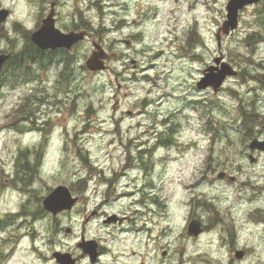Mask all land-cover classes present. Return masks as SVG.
Masks as SVG:
<instances>
[{
  "label": "rangeland",
  "instance_id": "374dc122",
  "mask_svg": "<svg viewBox=\"0 0 264 264\" xmlns=\"http://www.w3.org/2000/svg\"><path fill=\"white\" fill-rule=\"evenodd\" d=\"M50 1L0 0V7L5 8L7 2L11 7L5 9L10 13L20 12L26 19L35 21L37 11L47 8ZM59 2L62 3L58 8L60 15L71 18L76 10L80 11L91 35L62 58L55 54L59 63L47 66L44 62L38 68L35 64L28 73L26 69L32 64L29 62L22 75L16 77L9 67L3 71L0 76V165L4 173L12 174L23 144V131L18 126L28 128L35 124L38 134L25 135L27 140L32 144H44L45 137L51 140V148L39 162L42 179L35 193L43 198L60 184L83 196V206L77 212L57 218L61 227L58 237L63 242L67 227L74 228L77 234L84 227L87 236L105 237L107 226L101 222L104 212L118 215L132 212L130 203L139 199L140 194L115 200L112 186L119 190V196L135 186L140 189L153 186L156 196L163 200L165 209L160 208L167 221L175 224L177 216H182L178 226L179 234L183 233L185 255L196 257V252L202 251L195 264L264 262V225L258 231L248 227L243 219L250 205L248 193L239 198L247 188L245 183L264 182V156L250 163L246 150V136L253 130L252 135L264 139V118L257 120L253 110H247L251 105L264 116V91L258 89L263 87L259 75L264 73L263 3L240 11L238 27L228 35L221 34L218 49L215 35L225 20L228 0ZM6 22L2 27L5 38H0V52L14 55L22 48L25 35L28 37L37 26L35 22L34 30L25 31L13 24L9 31ZM192 28L201 40L193 55L186 48L187 34ZM251 35H259L260 39L248 48L244 39ZM122 40H130L131 45L127 47ZM92 42L100 44L107 53L117 55L102 72L90 73L84 67L85 59L93 50ZM220 55L237 75L226 78L216 93L211 89H197L202 72L214 66V58ZM241 106L244 114L239 113ZM207 155L211 157L210 162H205ZM253 156L257 158V154ZM204 164L207 166L203 167ZM222 166L239 181L217 182L216 173ZM203 175L205 178L199 183ZM207 175L212 177L207 180ZM2 176L3 172L1 183L5 177ZM126 185L129 187L124 189ZM192 185H197V193L208 197L213 205L205 203L209 210L204 207L194 210L189 205L190 198L186 207L181 205L187 201L185 195ZM211 195L217 199L209 198ZM199 200L207 202L203 198ZM224 202L231 206L230 211L235 208L226 217V210L214 205H224ZM19 204H25L31 215L38 202L33 201L30 207L20 194L16 199L7 192L0 193V217H6L9 232L22 234L13 215ZM94 210L97 215L84 222ZM191 212L209 226L233 217L241 225V228L237 225L233 246L247 249L248 257L233 261L229 241L219 248L216 237L211 235L186 241L182 227ZM41 215L42 226L48 230L34 223L32 216L28 217L25 232L34 229L38 234L22 237L7 264H49L44 260L48 253L45 244L55 219L46 212ZM172 242L169 238L170 255L174 251Z\"/></svg>",
  "mask_w": 264,
  "mask_h": 264
},
{
  "label": "flooded vegetation",
  "instance_id": "af4514ba",
  "mask_svg": "<svg viewBox=\"0 0 264 264\" xmlns=\"http://www.w3.org/2000/svg\"><path fill=\"white\" fill-rule=\"evenodd\" d=\"M261 3H263L262 5L264 7V0ZM61 4L62 3H60L59 0H52L50 1L47 8H40V10L37 11V14L35 15V22L37 26L36 30L42 26L44 20L49 18L52 20L54 28L63 34H68L71 32H85L87 39L90 38L91 33L80 11L76 10L75 13L77 17L75 14H72L71 18L60 15L58 8ZM62 19L64 20V23ZM16 25L20 26V24ZM46 52L50 53L52 51ZM108 55H114L117 57L115 53H108ZM40 56V58H36V62L34 60L32 64L27 67L26 70L28 73L34 68L33 65L36 64L38 68L39 65L42 64L41 58L43 55ZM262 69L264 70V68ZM249 79L251 81L252 78L250 77ZM259 81L262 82L263 87H259L258 89L262 92L264 91V73L263 75H259ZM254 97L259 100V97L256 94ZM247 110H253L254 117L257 116V120L258 118H264V116L261 113L256 112V108L254 109L251 105L247 106ZM239 113H245V110L242 106L239 107ZM240 117L242 118V115H240ZM34 125L24 128V130L29 129L28 132H24V130L22 132L21 129L19 130L22 132L21 136H23V144L15 159L12 174L9 175L8 172L4 173L5 170L4 168L2 169V177H5L3 178L4 180L2 179V183L0 179V193L3 194L4 192H7L9 195L14 194L16 199L18 194H20L25 199V202L28 206L31 207L33 201L38 202V205L32 208L33 212L31 215L26 209L25 204H19L18 210L13 213V215L18 218L15 220L22 234L18 232H9L5 226L6 217H0V264H7L11 260L22 237L28 238L33 237L34 233L38 234L34 229H32L31 232H25L26 224L29 223L28 217L32 216V218L35 219L34 223L38 222L41 224V228L48 230V228L42 226L43 216L41 213L43 212L50 214V217L55 219L54 227L50 229L51 234L49 232L50 237L47 236L48 238L45 244L48 247V253L46 257H44V260H46L49 264H195L199 261L198 259L201 256V250V252L198 251L200 252L199 254H195L196 257H194V255H185V248L182 247L181 240L183 233L176 234V227L173 221L171 223L170 221H167V216L164 215L165 213H163V210L160 208L162 207L165 209V205L162 203L163 200L156 196V192L152 188L153 186L150 188L147 186L144 189L142 188L138 190V194L130 192L131 190H126L127 192L123 193L127 196L133 194H135L133 196H138L140 194L139 199H134L131 201L130 206H132L133 210L129 214L118 215L115 213L104 212L101 215L102 225L107 226L108 231L105 237L87 236L84 233V227L79 230L80 232L78 234L75 233L74 228L67 227L64 229L66 241L63 242L61 238L58 237L61 227L57 222V218L62 215H72L74 212H77L79 207L83 206V196L78 194L75 195L65 185L58 184L57 186H65L70 192L71 196L77 199L76 202L70 210L61 211L56 215H53L43 209L42 200L44 197L42 198L40 193H35V191L37 190V183H39V180L42 179L41 163L39 162L41 161V156L43 153L47 152V149L51 148V140H49V137H45L44 144H32V141H29V139L27 140L25 135L28 136V134H30V137H34L38 134V132L35 135L31 134V130L36 127ZM255 125L256 122L253 127H255ZM253 132L246 136V140L248 141L246 150L249 152L246 154L250 163H254L258 157L264 156L263 150L250 148V143L252 140L264 142L263 138L252 135ZM253 154H257V158H255ZM210 159V155H207L205 162H210ZM129 161L132 160L129 158ZM205 166L207 165L204 164L203 167ZM127 172H129V170ZM219 175H221V177H218ZM207 176V180L212 177L211 176L209 178V175ZM204 178V175L201 176L199 183H201ZM216 179L217 182L224 184H233L239 181L237 176L227 172L225 166H222L221 169L218 170L216 173ZM245 186L247 188H245V191L242 190L241 195L239 194V198L242 199L241 196L248 193L249 197H247V201L250 205L247 214L244 212L243 219L246 221V224H249L250 221L252 222V225H255L253 227L249 226L251 230L253 229L254 231H258L259 226L264 225V182L262 184H251L250 182H247L245 183ZM127 187H129V185H126L124 189H127ZM191 187L192 188L187 191V194L185 195V199L187 201H184V203L181 202V205L184 206L185 204L186 207L188 205V199L190 198L189 205L193 207L194 210L197 207H204L205 209L209 210L210 208L206 206V204L212 205V203H209L207 200L208 197L206 195L202 196L201 194L197 193V185H192ZM138 188L135 186V188L132 190L137 191ZM112 190L115 191L114 197L117 196L114 199L116 200L118 197L120 198V194L118 195L119 190L113 186ZM256 193H260V195H257ZM105 196L109 197L108 194ZM200 198L206 199L207 202L199 200ZM209 198L217 199V197H213L212 195L209 196ZM105 199L103 202H107ZM154 203H156V208L158 210L157 212L155 211ZM218 204L219 205H216L214 203V205L219 207V209L226 210V212H224L225 217L230 215L231 211L235 209L233 208L230 211L231 206H228L229 204L227 205L226 202H224L226 207H224L222 203ZM198 212H200V209ZM95 215H97L96 210L92 211L91 214L86 217L84 222H88L89 217ZM84 222L83 224H85ZM192 223L197 225V234H193L189 230V225ZM237 225L238 223L234 221V218L229 216V221L220 219L215 225L209 226L198 215L191 212L183 224L182 231H184V235L187 237L185 239L188 242H193L203 236L211 235L214 238L216 237L217 246L222 248L226 245V242L229 241L233 261L240 262L246 258L247 249H239L238 247L233 246V239L234 241L236 240ZM238 226L241 228V225ZM169 238H171L173 241L172 243L174 244V251L171 255L169 254ZM90 241H94L95 244H89ZM35 248L37 249V247ZM237 252H240V256H236ZM256 264H264V262L262 261Z\"/></svg>",
  "mask_w": 264,
  "mask_h": 264
},
{
  "label": "water",
  "instance_id": "95a60500",
  "mask_svg": "<svg viewBox=\"0 0 264 264\" xmlns=\"http://www.w3.org/2000/svg\"><path fill=\"white\" fill-rule=\"evenodd\" d=\"M260 1L261 0H228L225 6V20L222 22L221 27L218 28L215 35L218 49L220 48L221 34L228 35L237 28L239 12L245 7L257 4ZM7 17L8 11L0 8V25L5 22ZM85 35V32L63 34L54 28L52 20L48 18L43 21L42 26L38 30L30 34V41L40 50H54L58 48L70 50L73 45L82 41ZM125 43L126 45L130 44L129 41ZM93 48L94 50L85 61V67L90 72L104 70L105 65L103 60L108 62L110 57L107 56L100 45L93 44ZM221 56L222 55L214 58V66L211 65L204 70L203 77L196 83L197 89H206L209 87L216 93L221 88L226 77L235 76L237 74L228 63L221 60ZM8 57V54H0V68ZM250 148L264 151V142L252 140ZM218 177H221V175ZM76 200V198L71 196L66 187L57 186L43 199L42 205L46 211L56 215L61 211L70 210ZM189 230L193 234H197V225L194 223L190 224ZM89 244H95V242L90 241ZM236 256H240V252H237Z\"/></svg>",
  "mask_w": 264,
  "mask_h": 264
},
{
  "label": "trees",
  "instance_id": "16d2710c",
  "mask_svg": "<svg viewBox=\"0 0 264 264\" xmlns=\"http://www.w3.org/2000/svg\"><path fill=\"white\" fill-rule=\"evenodd\" d=\"M262 9L263 12L261 14V18L264 13V7ZM1 31L3 32L2 27H0V38L2 37L5 38L4 32L1 33ZM195 31L196 29L194 30V28H192L187 34L186 48L189 49L188 53H191V55L194 54V49L196 47L201 46V40L199 39V36ZM25 37L26 40L24 41L22 48L19 51L15 52L14 55L10 57V59L5 64V67H3L1 74L3 73L6 67H9L13 77L20 76L22 75V72L25 70L27 63L33 62L34 60H36L37 57L40 58L41 57L40 55H43V57L41 58V63L45 62V64L47 63L49 64L51 61L58 62L60 60L55 58V54H59L61 56L60 58H62L67 54V52L63 50H56L50 53L41 51L29 41L27 34L25 35ZM259 39H260L259 35L256 37H252V35L247 36L244 39L245 40L244 44L246 47L251 48L253 47V45H255V43H257V41H259ZM191 41H194L193 45ZM193 57H197V56H193ZM243 123L245 124L244 118H243ZM242 132H246L245 129Z\"/></svg>",
  "mask_w": 264,
  "mask_h": 264
},
{
  "label": "clouds",
  "instance_id": "9594fccd",
  "mask_svg": "<svg viewBox=\"0 0 264 264\" xmlns=\"http://www.w3.org/2000/svg\"><path fill=\"white\" fill-rule=\"evenodd\" d=\"M5 8H10V4L7 2L4 4ZM14 23L20 24V26L25 31H32L35 28V21L31 18L26 19L24 15H22L20 12H12L9 15V18L6 22V26L8 27L9 31L12 30V26Z\"/></svg>",
  "mask_w": 264,
  "mask_h": 264
},
{
  "label": "bare ground",
  "instance_id": "6f19581e",
  "mask_svg": "<svg viewBox=\"0 0 264 264\" xmlns=\"http://www.w3.org/2000/svg\"><path fill=\"white\" fill-rule=\"evenodd\" d=\"M250 80V79H249ZM29 131V129L28 130H24V132H28ZM37 128L36 127H34L32 130H31V134H33V135H35V134H37ZM138 190H140V188H138L137 189V191H135V190H131L130 192H134V193H139V191ZM257 195H260V193H256ZM133 195H135V194H133ZM251 195V194H250ZM11 196L13 197V198H15L14 197V194L12 195L11 194ZM123 196H125L124 194H122L120 197H123ZM242 198V197H241ZM154 206H155V211L157 212L158 210H157V208H156V203H154ZM179 206V205H178ZM182 219V217L180 216V215H178L177 216V221H176V223H175V227H176V229H175V233L177 234V233H179V226H178V224L180 223V220ZM258 221V220H257ZM245 223H246V221H245ZM252 222H250L249 221V224H248V227L250 226V227H253V226H255V225H252L251 224ZM201 252V251H200ZM200 252H196V253H200Z\"/></svg>",
  "mask_w": 264,
  "mask_h": 264
}]
</instances>
